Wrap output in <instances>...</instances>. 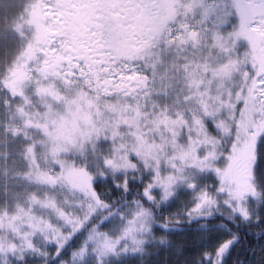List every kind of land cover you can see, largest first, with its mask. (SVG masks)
I'll use <instances>...</instances> for the list:
<instances>
[{"label":"snow or ice","instance_id":"1","mask_svg":"<svg viewBox=\"0 0 264 264\" xmlns=\"http://www.w3.org/2000/svg\"><path fill=\"white\" fill-rule=\"evenodd\" d=\"M0 264H264V0H0Z\"/></svg>","mask_w":264,"mask_h":264}]
</instances>
